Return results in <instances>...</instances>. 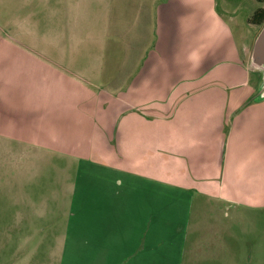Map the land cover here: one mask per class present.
I'll list each match as a JSON object with an SVG mask.
<instances>
[{"label": "crops", "instance_id": "obj_1", "mask_svg": "<svg viewBox=\"0 0 264 264\" xmlns=\"http://www.w3.org/2000/svg\"><path fill=\"white\" fill-rule=\"evenodd\" d=\"M5 3L0 156L68 175L39 200L69 208L55 264H216L197 203L264 207L263 75L218 1ZM11 168L14 189L34 178Z\"/></svg>", "mask_w": 264, "mask_h": 264}, {"label": "rangeland", "instance_id": "obj_2", "mask_svg": "<svg viewBox=\"0 0 264 264\" xmlns=\"http://www.w3.org/2000/svg\"><path fill=\"white\" fill-rule=\"evenodd\" d=\"M217 1L238 43H242L244 61L262 75L252 65L253 47L263 28L253 21L255 13L251 12L260 7L259 0ZM3 5H6L5 0ZM2 17L4 22L9 21V11ZM256 79L257 75L253 74L252 82L255 83ZM15 148L18 147L15 145ZM16 159L14 156H0V264H55L58 252L53 242L58 241L57 231L64 230L63 213H68L69 208L65 211L60 206L49 207L48 203L46 206L39 200L43 198V201L68 175L60 172L62 167L56 158L33 155ZM17 163L32 170L29 175L34 178L30 183L19 178L14 189L15 173L12 170L15 169L11 167ZM17 194L32 203L28 204L26 200L27 203L21 204L25 201H20L22 198ZM197 204L193 216L195 229L190 233L192 243L209 241L206 245L211 248V255L217 258H213L217 263L264 264V207L221 204L213 211L210 204L207 205L209 210L203 212L202 204ZM40 215L44 217L38 218Z\"/></svg>", "mask_w": 264, "mask_h": 264}, {"label": "water", "instance_id": "obj_3", "mask_svg": "<svg viewBox=\"0 0 264 264\" xmlns=\"http://www.w3.org/2000/svg\"><path fill=\"white\" fill-rule=\"evenodd\" d=\"M252 65L261 71L263 75V83L260 89L258 100H264V26L256 38L253 52H252Z\"/></svg>", "mask_w": 264, "mask_h": 264}, {"label": "trees", "instance_id": "obj_4", "mask_svg": "<svg viewBox=\"0 0 264 264\" xmlns=\"http://www.w3.org/2000/svg\"><path fill=\"white\" fill-rule=\"evenodd\" d=\"M253 21L260 26H264V9H258L254 16Z\"/></svg>", "mask_w": 264, "mask_h": 264}]
</instances>
